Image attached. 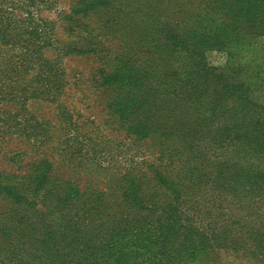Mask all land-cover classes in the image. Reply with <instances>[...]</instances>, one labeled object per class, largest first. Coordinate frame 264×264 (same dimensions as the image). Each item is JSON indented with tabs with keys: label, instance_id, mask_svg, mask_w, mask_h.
Instances as JSON below:
<instances>
[{
	"label": "trees",
	"instance_id": "obj_1",
	"mask_svg": "<svg viewBox=\"0 0 264 264\" xmlns=\"http://www.w3.org/2000/svg\"><path fill=\"white\" fill-rule=\"evenodd\" d=\"M223 1L240 0H77L71 11H58L59 18L76 36L97 31L98 39L65 45L47 14L58 9L59 0H0V50L6 51H0V68L23 69L31 84L45 74L49 89L54 65L43 55L49 47L63 43L64 55H96V76L109 91L116 127L140 148L119 150L125 164L102 180L101 172L84 183L65 178L47 160L37 162L29 178L4 177L0 264L8 246L24 264H168L161 238L171 243L172 222L186 213L181 205L187 198L223 205L229 189L252 195L264 186V173L256 172L248 151L224 155L216 147L210 153L207 143L216 141L227 122L194 119L191 109L210 98L205 111H215L223 96L212 89L201 53L202 37L219 32L228 20L219 7ZM85 146L75 145L80 160Z\"/></svg>",
	"mask_w": 264,
	"mask_h": 264
},
{
	"label": "rangeland",
	"instance_id": "obj_2",
	"mask_svg": "<svg viewBox=\"0 0 264 264\" xmlns=\"http://www.w3.org/2000/svg\"><path fill=\"white\" fill-rule=\"evenodd\" d=\"M76 1L59 0L58 9L47 14L65 45L70 39L91 45L97 42V31H91V36H76L59 18L58 11H71ZM219 7L227 10L224 16L228 20L219 32L202 37L201 53L204 73L215 83L212 89L223 96L215 111H205L210 98L191 105L193 118L206 115L212 121L221 118L227 122L216 141L207 143L210 153L216 147L224 155H230L233 149L248 151L255 160L256 172L264 173V0H240L234 5L223 1ZM142 32L140 25L139 34ZM145 33L149 39V31ZM62 45L56 42L43 54L45 62L54 65L48 72L49 89L42 81L45 74L31 84V74L23 69L16 72L0 68V181L10 175L28 177L41 160L52 162L65 178H81L80 183L98 172L102 180L117 165L125 164L119 150L128 148L131 153L140 149L130 139L134 137L116 127L117 118L107 106L109 91L99 86L96 76L97 56L64 55ZM0 51L6 52L3 48ZM44 87L45 95L41 94ZM76 141L89 147L82 151L84 160L78 159L81 154L77 155ZM249 141L253 144L250 148ZM107 156L110 158L103 159ZM68 158L70 163L64 161ZM224 197L223 205L191 202V197L181 205L186 213L172 222L171 243H163L166 236L161 238L160 245L168 252L165 255L163 250L161 254L168 264H264V186L252 195L246 190L240 194L229 189ZM3 206L0 198V211ZM16 251L13 246L7 247L4 264H24L14 259Z\"/></svg>",
	"mask_w": 264,
	"mask_h": 264
}]
</instances>
